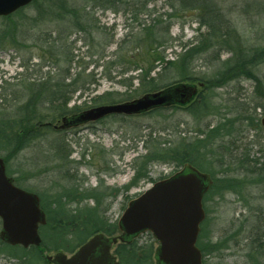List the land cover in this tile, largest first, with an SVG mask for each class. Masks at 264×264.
Listing matches in <instances>:
<instances>
[{
    "label": "rangeland",
    "instance_id": "obj_1",
    "mask_svg": "<svg viewBox=\"0 0 264 264\" xmlns=\"http://www.w3.org/2000/svg\"><path fill=\"white\" fill-rule=\"evenodd\" d=\"M46 1L42 0L14 17L12 22L14 21V26L20 31L14 46L9 41L0 43V111L4 110L7 119L14 120L19 106L28 100L31 94L29 83L48 74L57 80L63 78L67 72L70 74L67 83L75 77H80L78 85L83 86L77 89L67 106L71 111H67L63 116L56 115L53 126L60 127L63 117H71L94 107V99L104 93L125 94V99L128 98L125 102L143 96L135 91L140 85L137 79L139 71L132 68L123 73L129 67L126 62L130 60V55L127 51L131 49L123 42L126 41L130 45L132 37L140 31L141 23H149L155 14L167 11L164 0L149 2L147 8L155 12L151 17L140 15V11L136 9L141 7L143 1L127 0L126 5L118 6L119 11L114 12L91 4L86 6L85 0H69L75 7L86 6L85 11L80 13L85 16L84 21H78L84 30L75 28L70 21L62 23L55 20L50 23L42 20L43 14L38 12V9ZM191 18L192 16L188 15L183 27L180 23L170 27L169 36L176 40L172 42L174 46L165 53L167 59L176 58L173 51L181 52L178 45L180 42L193 40L197 35V24ZM36 22L39 24L35 27L33 24ZM57 23L59 30L64 31L62 37L68 43L73 60H65L64 54L50 55L45 49L41 51L43 48L35 46L39 44L35 41L38 37L35 29L41 27L45 31L44 34H47L45 36L50 37L48 34L57 29ZM89 26L94 27L93 31H87ZM7 27L5 19L0 18V32ZM52 36L54 37L55 33ZM122 45L123 50H120ZM230 57V53L224 52L221 59L227 60ZM143 59L144 57H141L142 61ZM42 62L47 64L42 66ZM22 63L29 65V68L22 67ZM58 64L60 67H57ZM205 64L204 59L196 60L193 70L196 79L183 81V84L195 88L196 92L191 99L184 104L166 106L167 109L162 114L105 116L101 118V122L55 129L58 132L51 130L52 132L16 151L15 154L14 148L10 150L9 155L0 151V157L6 160L8 175L14 177L19 187L40 196L41 201H44L46 214L51 216L50 224H56L55 210L58 203L62 204L59 201L61 197H64L65 202L62 207L66 209L86 206L95 208L96 202L88 197L97 198L99 195L102 200L101 209L105 210L102 212L103 217L108 224L117 225L129 201L150 188L154 182L172 175L182 166H177L171 157L165 159L169 161L167 163L162 160L152 162L148 166L149 178L139 180L137 185L126 189L136 175V159L148 154L146 142L152 133L155 138L169 140L180 156L184 154L190 157L198 164L197 168L212 175L213 181V173L218 176L217 191L209 192L204 197L207 216L201 225L199 239L201 238L207 249H214L217 241L231 238L230 235L233 238L228 239L230 242L228 241L224 248L213 252L206 263L249 264L246 254L251 227L256 225L264 230V180H260L259 176L245 177L242 170L235 169L239 166L238 159L243 156H248L251 160L261 158V162H264V151L261 152L264 150V97L259 94L255 81L245 77L235 78L225 82L223 86L211 88L208 81L201 78L205 74H208V78L212 77L221 62L214 66ZM59 69H63L62 73ZM261 69L264 73V64ZM173 74L172 79L176 77V72ZM204 100L216 106L220 105L218 113H197ZM242 116H247L253 125H249L251 121L247 124ZM224 121H228L227 134L223 133L205 145L199 142L205 138V135L203 137L199 132H208L212 126ZM164 127L168 130L162 132ZM180 141H185L187 152L182 145H178ZM149 142L152 143L151 140ZM60 145L61 152L58 151ZM142 162L140 160L138 164ZM225 167L231 171L229 174L224 172ZM228 179H234L236 191H231ZM118 189L120 191L116 192ZM1 228L0 222V230ZM49 229H40L43 239H51ZM137 242L145 249L152 245V264H155L154 253L158 243L153 235L145 232L139 236ZM49 243L53 246L55 241L51 239ZM63 245L51 251L44 250L43 257L47 260V256L57 252H65L70 256L78 248L71 251L73 246L67 248V244ZM7 254L0 253V264L17 262L16 258Z\"/></svg>",
    "mask_w": 264,
    "mask_h": 264
},
{
    "label": "trees",
    "instance_id": "obj_2",
    "mask_svg": "<svg viewBox=\"0 0 264 264\" xmlns=\"http://www.w3.org/2000/svg\"><path fill=\"white\" fill-rule=\"evenodd\" d=\"M41 1L35 0L27 7L21 8L9 16L1 17L5 19L8 27L3 32H0V43L9 41L12 46L16 44V36L20 31L14 26V21L12 22V20L24 10L39 4ZM85 1L86 6L91 4L94 7L97 6L103 10L114 12L119 11L118 6H124L128 3L127 0ZM137 1H143L141 7L136 8L140 11V15L151 17L155 14L153 10L151 11L147 8L149 2L153 0ZM164 4L167 7V11L162 14H155L149 23H141L140 31L132 37L133 42L130 41V45L126 41L123 42L127 47L131 48L127 51L128 55H130L128 56L130 60L126 62L129 63V67L123 73L132 68L139 71L137 79L140 85L135 90L137 93L145 95L173 88L182 84L183 81H194L196 79L193 76L194 62L198 59H204L207 66H214L217 62H221L217 72L212 77L208 78V74H205L201 78L202 80L206 79L211 88L223 86L225 82L235 78L245 77L255 81L259 94L264 97V73L261 69L264 64V0H164ZM44 5L38 9V12L43 14L42 20L50 21V23H54L55 20L62 23L70 21L75 28L79 30L85 29L78 21H84L85 16L80 13L85 11L86 6L83 8L75 7L69 0H47ZM188 15L192 16V21L197 24V35L193 40L185 43L180 42L178 45L181 47V52L173 51L176 58L167 59L165 53L174 46L172 42L176 40L169 36L170 27L178 23L183 27ZM30 19L37 20V18ZM38 24L36 22L33 25L36 27ZM55 25L57 29L50 31L48 34L50 37L45 36L47 34H44L45 31L41 27L40 29H35L38 35L35 41L39 43L35 44V46L43 48L41 51L45 49L50 55L58 56L59 54H64L65 60H73L70 56L68 43L62 37L64 31L59 30L58 23ZM93 29V26H89L87 31L91 32ZM53 33H55L54 37L52 36ZM120 50H123V45ZM224 52L230 53L231 57L227 60H222L221 57ZM141 57H144L143 61ZM42 63H44L42 66L47 64L46 62ZM120 64L122 65L123 63ZM22 67L28 69L29 65L22 63ZM57 67H60V64ZM62 71L63 69L60 73ZM154 72L156 75H153ZM175 72L176 77L174 78L176 79H172ZM65 74L63 78L61 77L57 80L48 74L45 77L38 78L37 81L30 82L29 85L31 86L29 89L31 94L28 100L22 106H19L14 120L7 119L4 110L0 111V151L9 155L11 154L10 150L14 148L15 154L16 151L52 132L51 130L58 132L52 124L54 117H57L56 115H66L67 111H71V109L68 110L67 106L77 89L83 87L78 85L80 77H75L67 83V80L70 79V74L67 72ZM124 95L119 92H107L95 98L93 105L97 107L125 102L128 98L125 99ZM197 105L199 106V104ZM219 108L220 105L216 106L204 100L197 113L208 112L213 114L215 112L214 114H217ZM166 109V107H159L147 113L162 114ZM241 118L247 124L249 123L248 121H251L247 116H242ZM228 121L212 126L208 132H199L201 136L204 137L205 135V138L199 140V142L205 145L209 140L221 136L223 133L227 134L229 132V129L226 130ZM249 125H253L252 121ZM165 130H168V128L164 127L162 132ZM149 138L152 143L149 140H147L148 142L145 141L148 154L136 159L138 162L140 160L143 162L139 164L137 162L136 175L126 188L127 190L131 186L137 185L139 180L149 178L148 166L152 162L162 160V162L167 163L169 161L165 159L171 157L177 166H181L186 162L198 165L187 155L181 154L180 156L179 152L177 153L172 148L169 140L155 138L152 133ZM184 142L180 141L178 145H182L187 152ZM58 147V151L61 152L62 145ZM237 163L239 166L235 171L242 170L245 177L253 178L259 176L260 180H264V162H261V158L251 160L248 156H243L238 159ZM223 170L228 174L231 172L227 167ZM213 176L215 180L209 192L217 191L216 188H218L219 181L216 180L218 176H215L214 173ZM228 180L231 191H236L235 186L237 185L234 179ZM115 191L119 192L120 190ZM63 198L61 197V200H59L62 204L57 202L58 207L55 210L56 224L53 223L55 226L50 224L52 219L47 214V224L41 227L42 231L50 228V238L55 241L53 246L49 243L51 239L46 240L45 237L41 246H31L28 249L21 246L13 247L7 245L0 239V253L7 252V255L16 258L17 262L14 264H51L43 257L44 250L51 251L54 248H58V246L63 247L65 243L68 245L67 248L73 246L71 249L73 251V249L81 246L88 238L98 232H104L108 235L117 233V225L108 224L103 217L102 212H105V210L101 209V196L98 195L97 198L88 197V199H93L96 202L97 207L95 208L86 206L85 208L70 207L66 209L62 207L65 203ZM41 204L44 209L43 200ZM230 237L233 238L231 235ZM228 239L217 241V246H214V249H207L201 238L198 240L204 264H207V258L213 252L225 247V244L229 241ZM247 240L249 246L246 257L249 264H264V230L256 225L252 226ZM152 250V245L145 249V247L138 245L137 240H133L128 244H119L116 253L119 256L120 264H152Z\"/></svg>",
    "mask_w": 264,
    "mask_h": 264
},
{
    "label": "water",
    "instance_id": "obj_3",
    "mask_svg": "<svg viewBox=\"0 0 264 264\" xmlns=\"http://www.w3.org/2000/svg\"><path fill=\"white\" fill-rule=\"evenodd\" d=\"M35 0H0V17L9 16ZM195 88L181 84L173 88L148 93L132 101L101 105L82 111L71 117H64L66 129L111 115H136L161 106L186 103L195 93ZM264 126V117L262 118ZM213 181L187 163L170 177L155 182L149 189L131 200L118 226L119 236L108 237L98 233L78 248L71 256L57 252L47 256L53 264H119L112 254V246L131 242L135 237L150 231L158 247L156 264H204L203 255L197 246L200 225L206 217L203 197ZM0 239L5 243L24 248L41 246V225L47 222L41 208L40 197L13 183L6 173L4 158L0 157Z\"/></svg>",
    "mask_w": 264,
    "mask_h": 264
},
{
    "label": "flooded vegetation",
    "instance_id": "obj_4",
    "mask_svg": "<svg viewBox=\"0 0 264 264\" xmlns=\"http://www.w3.org/2000/svg\"><path fill=\"white\" fill-rule=\"evenodd\" d=\"M101 120H103V119H101ZM100 121V120H99ZM99 121H97V122H99ZM101 122V121H100ZM13 181H14V177H13Z\"/></svg>",
    "mask_w": 264,
    "mask_h": 264
}]
</instances>
